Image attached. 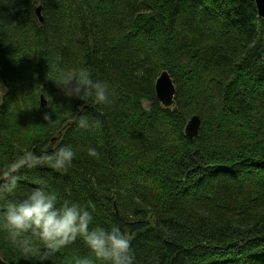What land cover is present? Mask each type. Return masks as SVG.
I'll list each match as a JSON object with an SVG mask.
<instances>
[{
	"label": "trees",
	"instance_id": "1",
	"mask_svg": "<svg viewBox=\"0 0 264 264\" xmlns=\"http://www.w3.org/2000/svg\"><path fill=\"white\" fill-rule=\"evenodd\" d=\"M81 69L108 84L107 104L69 100L50 79ZM162 71L171 108L155 96ZM66 145V170L23 164L25 151ZM12 182L0 211L45 188L119 227L133 264H264V20L253 0H0V187ZM87 255L78 239L26 257L0 231L4 264Z\"/></svg>",
	"mask_w": 264,
	"mask_h": 264
},
{
	"label": "clouds",
	"instance_id": "2",
	"mask_svg": "<svg viewBox=\"0 0 264 264\" xmlns=\"http://www.w3.org/2000/svg\"><path fill=\"white\" fill-rule=\"evenodd\" d=\"M50 79L69 100L94 98L97 103H108V84L92 80L85 69L61 71ZM44 119L48 120V116ZM78 124L84 129L90 126L86 116H81ZM88 155L97 157L99 154L95 148H89ZM75 156L73 147L66 145L55 149L51 155L38 156L33 151H25L22 161L26 167L46 165L59 171L71 167ZM16 188V183L12 182L0 187V191L11 193ZM93 221V213L87 207L69 200L61 205L58 195L45 188L27 191L0 211V231L5 233L10 245L26 257L40 256L43 246L47 259L49 254L79 239L89 249V255L78 259L76 264H133L131 242L119 227L106 229L94 225Z\"/></svg>",
	"mask_w": 264,
	"mask_h": 264
},
{
	"label": "water",
	"instance_id": "3",
	"mask_svg": "<svg viewBox=\"0 0 264 264\" xmlns=\"http://www.w3.org/2000/svg\"><path fill=\"white\" fill-rule=\"evenodd\" d=\"M255 3L258 15L261 19L264 20V0H253ZM36 14L39 17V20L42 21L40 17V6L36 10ZM155 96L157 101L164 107V108H171L174 106V99L176 95V88L173 83V80L167 71H162L154 86ZM41 106H44L46 103L43 97H40ZM201 126V121L197 115H193L187 122L185 126V136L189 140H193L199 132ZM56 141L55 138L51 140V144L48 147V150L51 151L54 147V142ZM0 264H4L0 258Z\"/></svg>",
	"mask_w": 264,
	"mask_h": 264
},
{
	"label": "rangeland",
	"instance_id": "4",
	"mask_svg": "<svg viewBox=\"0 0 264 264\" xmlns=\"http://www.w3.org/2000/svg\"><path fill=\"white\" fill-rule=\"evenodd\" d=\"M45 105H46V104H45ZM52 139H53V138H52ZM55 139H56V138H55ZM55 143H56V141L54 142V145H55ZM49 146H50V143H49ZM49 146H48V147H49Z\"/></svg>",
	"mask_w": 264,
	"mask_h": 264
}]
</instances>
